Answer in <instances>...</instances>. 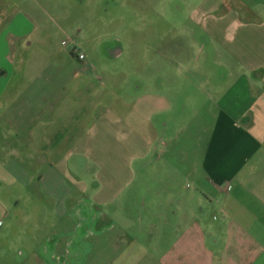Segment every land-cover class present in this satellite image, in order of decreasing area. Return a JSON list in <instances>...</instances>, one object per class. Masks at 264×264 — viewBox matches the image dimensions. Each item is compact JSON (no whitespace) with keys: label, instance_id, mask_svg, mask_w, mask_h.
I'll list each match as a JSON object with an SVG mask.
<instances>
[{"label":"crops","instance_id":"crops-1","mask_svg":"<svg viewBox=\"0 0 264 264\" xmlns=\"http://www.w3.org/2000/svg\"><path fill=\"white\" fill-rule=\"evenodd\" d=\"M12 9L44 6L0 0V264H264V57L203 83L212 113L184 178L149 181L162 122L140 132L112 106L145 95L119 97L85 53H32L31 17ZM151 96L153 115L171 111Z\"/></svg>","mask_w":264,"mask_h":264},{"label":"rangeland","instance_id":"rangeland-1","mask_svg":"<svg viewBox=\"0 0 264 264\" xmlns=\"http://www.w3.org/2000/svg\"><path fill=\"white\" fill-rule=\"evenodd\" d=\"M39 1L44 9H12V22L31 17L33 24L27 22L23 29L32 28L27 33L28 39H36L32 53L71 56L76 48L119 97L131 104L145 95L143 106L112 105L130 128L144 132L148 118L162 122L154 131L157 139L166 140L168 152L158 157L155 141L142 162L140 178L149 181L184 178L203 116L212 113L210 103L198 104L207 98L203 83H230L232 71H249L264 57V0ZM118 51L123 54H109ZM152 92L171 100V111L153 115Z\"/></svg>","mask_w":264,"mask_h":264},{"label":"built area","instance_id":"built-area-1","mask_svg":"<svg viewBox=\"0 0 264 264\" xmlns=\"http://www.w3.org/2000/svg\"><path fill=\"white\" fill-rule=\"evenodd\" d=\"M63 43L67 45L68 41L64 40ZM74 54H77L80 59L85 58V54L82 52H79L76 48L73 49ZM230 189V185H224L223 190L228 191Z\"/></svg>","mask_w":264,"mask_h":264},{"label":"flooded vegetation","instance_id":"flooded-vegetation-1","mask_svg":"<svg viewBox=\"0 0 264 264\" xmlns=\"http://www.w3.org/2000/svg\"><path fill=\"white\" fill-rule=\"evenodd\" d=\"M72 53H74V52L72 51Z\"/></svg>","mask_w":264,"mask_h":264}]
</instances>
